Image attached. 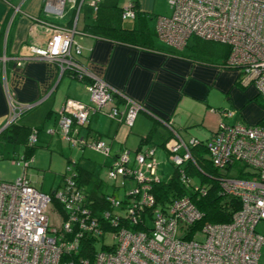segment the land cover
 <instances>
[{
  "label": "built area",
  "instance_id": "obj_1",
  "mask_svg": "<svg viewBox=\"0 0 264 264\" xmlns=\"http://www.w3.org/2000/svg\"><path fill=\"white\" fill-rule=\"evenodd\" d=\"M99 1H92L95 9ZM168 4L171 15L156 19L157 37L178 50L193 37L228 46L227 67L237 69L245 83L252 82L264 100V0H168ZM80 5L78 0H44L47 16L63 18L69 10L75 11L73 26L43 21L49 33L46 47H26L18 64L46 60L59 67L60 77L68 70L83 83L90 104L67 99L57 112L56 127L49 133L60 132L69 145L81 150L91 148L109 158L110 163L104 164L107 182L116 184L119 177L135 180V186L126 192L137 197L127 214L132 223L142 220L146 224L137 208L150 210L149 226L139 230L118 227L111 236L112 245L99 249L93 264H260L264 235L256 231V225L264 221V122L227 123L225 119L233 118L235 111H219L221 120L207 141L214 166L225 169L239 163L252 174L239 178L234 167L221 179L224 193L241 203L229 222L195 228L202 213L189 197L176 198L166 207L156 202L152 184L159 181V163L153 147L136 150L132 156L128 149H119L112 155L108 139L81 133L96 113L132 127L137 114L145 108L112 88L76 58L81 54L74 41ZM121 16L134 18L133 2ZM7 61L5 54L0 55V69L4 70ZM10 104L7 125L37 105ZM163 123L174 136L169 161L183 165L191 159L189 148L198 140L185 141L171 122ZM37 141L35 131L28 144ZM33 161V156L15 157L13 163L23 169L22 175L14 181H0V264H89L81 255L82 236L85 231L102 234L104 225L89 208L84 186L67 169L63 184L54 192L43 193L27 175ZM118 198L110 195L107 200L117 206ZM103 214L105 218L110 216V212ZM120 220L114 216L112 222Z\"/></svg>",
  "mask_w": 264,
  "mask_h": 264
},
{
  "label": "crops",
  "instance_id": "obj_2",
  "mask_svg": "<svg viewBox=\"0 0 264 264\" xmlns=\"http://www.w3.org/2000/svg\"><path fill=\"white\" fill-rule=\"evenodd\" d=\"M92 1L78 0L81 5L76 30L80 35L75 37L74 34V41L80 46L81 54L76 58L112 88L144 106L145 110L137 114L133 126L129 128L122 122L96 113L92 116L88 128L81 133H86L89 129L94 135H100L110 141L112 139V152L116 154L122 147L121 143H116L118 132L123 130L126 138L134 132L138 135L135 151L153 147L155 156L157 150L161 149L169 158V146L173 139L166 141L164 146L162 143L171 136L172 131L163 121L171 122L172 128L185 141L192 137L206 140L212 136L221 120L218 110L221 107L214 105L219 94L225 95L227 102L222 109L235 111L233 118L225 119L227 123L257 124L264 121V109L256 104V102L260 103L256 100L258 94L254 84L245 83L237 69L221 67L220 59L213 62H204L202 58L197 60L190 53V40L183 49L179 50L166 43L155 42V38H158L155 31L157 17L169 16L172 12L167 0H116L123 10L129 2L136 4H133L135 10L133 22L131 20L126 22L124 20L126 18L121 16L119 24L127 29L138 25L145 28L150 33L149 38L144 41L147 46L117 42L86 33V25L95 23L97 16ZM43 7L44 0H0V55L5 54L8 57L4 70L0 69V133L8 126L10 102L17 105L34 103L37 105L32 109H35L51 95L50 93L57 88L64 76L77 81L68 75L60 77L59 67L46 60L32 59L18 64L20 55L26 53V47L32 45L46 47L49 33L43 21L65 27H69L71 18L74 22L73 10H69L63 18H56L47 16ZM136 11L139 12L137 18ZM80 15L83 16V23L79 29ZM75 94H67L58 101L56 107H49L45 113V121L39 125L43 124L44 127L46 120L53 118L52 127H56L57 112L69 98L90 104L86 96L80 98L78 90H75ZM252 99L256 102L248 103ZM100 120L108 121L107 130L102 129L104 133L99 131L100 128L97 126ZM93 121L95 126L92 125ZM19 123L24 124L21 121ZM198 124L202 125L204 132L198 128L200 127ZM154 126L156 129L152 133L151 140L143 141L142 139ZM195 126L198 130L191 134L189 127ZM52 127L48 126V130ZM159 127H163L167 133H161V142L156 144L154 138L158 134ZM205 131H209L208 134ZM51 135L64 140L60 132ZM22 154H24L23 146L19 155ZM14 158L15 156L11 158L13 165H15ZM156 158L158 159V156ZM110 161L103 163L102 166L108 165Z\"/></svg>",
  "mask_w": 264,
  "mask_h": 264
},
{
  "label": "trees",
  "instance_id": "obj_3",
  "mask_svg": "<svg viewBox=\"0 0 264 264\" xmlns=\"http://www.w3.org/2000/svg\"><path fill=\"white\" fill-rule=\"evenodd\" d=\"M133 4L135 3L133 2ZM122 10L123 9L118 6L116 0L99 1L96 9L97 16L95 23L86 25L85 32L117 42L147 46L144 41L149 38L150 33L145 28L138 25L132 29H127L119 24L123 12ZM138 15L139 12L136 11V18L139 17ZM69 23V27H72V18ZM195 39L194 44L189 48L190 53L197 60L202 58V61L204 62H213L220 59L219 64L221 67H227L226 61L230 51L228 46L199 38ZM210 44L216 45V47L206 51L204 48L208 47ZM63 75H68L75 79L74 74L68 70L65 71ZM256 100H258V98H256ZM19 120L20 118L6 126L0 133V139L12 145L23 146L24 154L22 155L32 157L38 141L34 145H29L28 140L32 133L37 131L39 134V132L43 130V124L36 127H30L19 123ZM262 122L264 121H261L260 123ZM155 129L156 127L154 126L142 140L149 142ZM86 133L92 138L102 137L100 135L97 136L92 134L89 129L86 130ZM209 138L206 140L195 138L198 140V143L191 145L189 148L191 159L185 161L183 165H176L175 163L170 162L174 172L169 182H163L159 179V181L153 182L152 184V193L156 198V202L162 207L168 206V204L173 202L174 199L182 196H187L191 199L202 213V218L196 224L195 228H201L206 223L229 222L233 214L240 208L241 203L238 198L224 193L221 187V179L228 175L231 168L234 167L238 169L237 177L239 178H248V175L252 174L245 169L246 167L239 163L233 164L232 167L227 166L225 169L214 166L207 146ZM172 139L173 135L171 134V136L164 140L162 145L164 146L166 141ZM67 169H70L74 178L84 186L87 193L86 196L89 208L99 218L100 224L102 223L104 225L103 228L101 227L104 233L93 234V232H89L88 235L87 231H85L86 235L82 236V244L80 246L83 250L81 251V255L85 259H88L89 264H93L95 253L98 252L99 249L105 248L106 246L110 247L112 245L110 242L111 236L118 227L123 226L139 230L149 226L150 221L148 218L151 215L149 209L142 210L137 208L141 212V217L145 220L146 224L142 220L132 223V218L127 216L130 211L129 209L137 202V197L135 195L125 194L122 197H119L118 200L120 203L117 206H114L107 200V197L110 195H116V184L107 182L104 176L95 174L93 171L83 168L77 160L72 158L68 159L66 172L60 176L59 186L63 184L65 177L68 175ZM180 170L182 171L180 172ZM182 174H184V178L182 177ZM195 178L199 179L200 182L198 184H193ZM107 187H109L110 192L107 190ZM55 190L56 189L51 192H54ZM105 212H110L108 218H105V215L103 214ZM114 216L121 218L119 223L114 224L112 222ZM107 240L110 241L107 243Z\"/></svg>",
  "mask_w": 264,
  "mask_h": 264
},
{
  "label": "rangeland",
  "instance_id": "obj_4",
  "mask_svg": "<svg viewBox=\"0 0 264 264\" xmlns=\"http://www.w3.org/2000/svg\"><path fill=\"white\" fill-rule=\"evenodd\" d=\"M167 4H168V0H167ZM124 20L126 22L131 20L133 22V18H126ZM82 23H83V16L80 15V19L78 22L79 29L82 27ZM75 34H76L75 37H78L80 35L79 33H75ZM195 40H196L195 37L191 38L189 41V46H191L190 44L194 43ZM155 42L165 44L162 40L158 38H155ZM214 47H216V45L210 44L208 47L204 49L206 51H209L211 48ZM70 83L71 86H69ZM82 85H80L78 81L71 80L68 77L64 76L62 81L57 86V88H55V90L52 93H50L51 95H49V97L44 99L38 107L25 113L20 118L19 121L28 125H39L43 123L45 121V113L49 109V107H54V106L56 107L58 101L64 98L67 94H71V95L78 94V93L75 94V90H78L81 99H83L86 96L87 97L86 99L88 100L89 94L85 90L84 85L83 86ZM224 96L225 95L219 94L216 97V101H214V105H218L219 107H221L218 110H222V108L226 105L225 104L226 100ZM257 98H258L257 101L261 105L258 104L255 99L249 100L248 103L256 102V104L261 109H264V100H262L259 97V95L257 96ZM255 112L256 110L253 111V113ZM94 122L95 121H93L92 124L93 126H95ZM107 124L108 121L106 122H104V120L98 121L97 126H99L100 128L99 131L104 133L103 131L107 130L106 127ZM199 124H201L200 121ZM199 124L198 126L200 127L198 128H200L204 132L202 125ZM48 126L50 127L53 126V118H51L48 121L46 120L43 130L39 132L38 142L36 143L35 152L33 154L34 161L32 162L31 166L27 169L28 177H30L35 187L39 191L43 193H50L52 190L57 188L60 181V176L66 172L67 161L69 158L80 161V165L83 168L93 171L95 174H100L101 176L103 175L104 177H106L107 167L102 166V164L108 163L110 161L109 158H106L103 154L91 148H85L86 150L85 149L81 150L78 147L69 145L64 140H60L58 136L56 135L53 136L47 133L49 131ZM125 126L128 127L127 125ZM52 128H55V126ZM198 128L196 126L189 127V132L191 134H194V132L198 130ZM208 132L209 131L207 132L205 131V133L207 134ZM161 133L162 134L167 133L164 131L163 127L158 128V134L154 138L156 144H159L161 142L160 140L162 139ZM125 134L126 133L123 130L119 131L116 136V143H121L122 146L121 149L130 150L132 156L135 151L134 148H135L136 139H138V135L132 132L126 138ZM21 152H22L21 145H17V146L12 145L0 139V156L2 155V158L0 159V181H14L18 176L22 175L23 169L17 165H13L11 160L12 157L18 156ZM112 155H114L113 152ZM156 156H158L159 159V160L157 159L159 163L158 166L159 168L157 169V175L161 181L169 182L174 172L172 164L170 163L168 156H166V154L161 149L157 150ZM247 171H251V170L247 168ZM199 182L200 181L198 178H195L193 180V184H198ZM135 184L136 182L133 178H128V180L124 181L122 177H119L116 181V185H117V189L115 193L116 196L122 197L123 195L126 194L127 190H129L130 188L132 189L135 186ZM107 190L110 192L109 187H107ZM256 231L264 235V221H260L256 225ZM109 241L110 240H107V243ZM259 263L260 264L264 263V246H262L261 248V256Z\"/></svg>",
  "mask_w": 264,
  "mask_h": 264
},
{
  "label": "water",
  "instance_id": "obj_5",
  "mask_svg": "<svg viewBox=\"0 0 264 264\" xmlns=\"http://www.w3.org/2000/svg\"><path fill=\"white\" fill-rule=\"evenodd\" d=\"M5 128V127H4Z\"/></svg>",
  "mask_w": 264,
  "mask_h": 264
}]
</instances>
